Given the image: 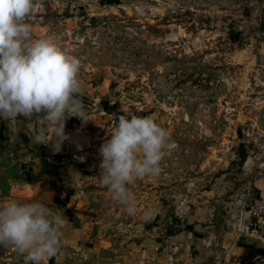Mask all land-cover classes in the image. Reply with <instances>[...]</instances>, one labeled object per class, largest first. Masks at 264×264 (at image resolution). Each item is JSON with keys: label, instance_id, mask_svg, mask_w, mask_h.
I'll return each instance as SVG.
<instances>
[{"label": "rangeland", "instance_id": "obj_1", "mask_svg": "<svg viewBox=\"0 0 264 264\" xmlns=\"http://www.w3.org/2000/svg\"><path fill=\"white\" fill-rule=\"evenodd\" d=\"M59 1L57 16H64L72 0ZM75 1L72 17L59 21L60 27L69 29L72 54L106 80L94 103L105 112L106 125L113 131L126 112L152 116L170 139L161 174L130 186L135 215L101 184L98 150L87 154L92 162L83 172L91 178L79 184L84 212L113 226L148 209L161 220L181 197L220 191L208 201L229 207L220 214L209 206L208 218L221 219L236 236L244 232L243 242H255L226 264H264V216L249 212L255 203L264 205V0ZM229 29L238 35L232 38ZM240 195L244 206L233 208ZM245 218L251 223L247 232Z\"/></svg>", "mask_w": 264, "mask_h": 264}, {"label": "crops", "instance_id": "obj_2", "mask_svg": "<svg viewBox=\"0 0 264 264\" xmlns=\"http://www.w3.org/2000/svg\"><path fill=\"white\" fill-rule=\"evenodd\" d=\"M61 4L59 0H36L28 22L32 25L34 39L51 34L72 51L74 45L69 43V29L60 27V22L72 17L68 14L72 9L68 3L69 12L64 10V16H57ZM50 23H54L52 28L47 27ZM94 70L98 69L82 62V99L92 120L82 122L77 117L69 118L65 124L68 139L59 151L53 149L51 142L38 145L32 139L40 129L48 130V136H51L43 115L31 119L19 115L16 120L8 121L0 118V196H3L0 203L39 201L53 211L63 213L67 219L61 232L60 254L46 259L43 264H164L166 246L176 242L181 244L177 255L179 264H226L230 257L245 253L254 240L247 237V242H243L244 232L236 236L233 231L223 229L221 219L217 222L208 218L209 206H214L220 214L228 209L227 201L219 204L208 201L213 197L216 201L220 191L200 190L192 194L190 212L181 221L168 214L158 220L154 210L148 209V212L145 209L131 222L113 226L103 218L84 212L79 184L91 178L83 171L92 162L86 155L95 150L99 152L105 137L112 131L105 123V112L96 109L94 104L99 98L97 88L102 89L106 81L103 76L94 75ZM95 162L100 165L102 158ZM73 173H79L82 178L74 184ZM146 214L156 218L146 222L142 220ZM250 226V221L245 218V232ZM18 255L25 264L24 256Z\"/></svg>", "mask_w": 264, "mask_h": 264}, {"label": "clouds", "instance_id": "obj_3", "mask_svg": "<svg viewBox=\"0 0 264 264\" xmlns=\"http://www.w3.org/2000/svg\"><path fill=\"white\" fill-rule=\"evenodd\" d=\"M36 0H0V118L31 119L43 115L48 130L40 129L34 143L59 151L68 139L66 121L92 120L83 103L81 59L51 34L33 38L28 22ZM170 147L167 130L152 116L126 112L99 148L100 182L112 199L135 215L136 196L130 186L138 179L159 176ZM82 179L72 174L73 184ZM146 214L144 220H150ZM63 213L43 202L9 201L0 204V246H13L25 264H43L61 252Z\"/></svg>", "mask_w": 264, "mask_h": 264}, {"label": "built area", "instance_id": "obj_4", "mask_svg": "<svg viewBox=\"0 0 264 264\" xmlns=\"http://www.w3.org/2000/svg\"><path fill=\"white\" fill-rule=\"evenodd\" d=\"M77 6V2L75 0H72L69 2V8L74 9ZM244 198L243 195L239 196V199L232 203L231 206L233 208H236L235 205H238L241 203V206H244ZM190 200H188L186 197H181L172 205V211H171V217L174 218L177 221L183 220V218L189 213L190 210ZM230 208L232 209V207ZM247 207V206H246ZM249 208V212L254 215L256 218H261L264 216V205L262 203H255L253 208ZM241 209V214H242ZM240 214V217H241ZM234 217V212L229 214V217L227 219H224L225 225H231V219ZM238 225V223H235ZM242 226V218L239 219V226L238 228L241 229ZM8 249L0 250V264H16L17 257L13 252V249L10 246H7ZM181 244L180 242L171 243L166 246L165 250V258H164V264H179V261L177 259V255L180 251ZM238 264V261L236 262Z\"/></svg>", "mask_w": 264, "mask_h": 264}, {"label": "trees", "instance_id": "obj_5", "mask_svg": "<svg viewBox=\"0 0 264 264\" xmlns=\"http://www.w3.org/2000/svg\"><path fill=\"white\" fill-rule=\"evenodd\" d=\"M238 30L235 29H229V34L231 35V37L233 38L234 36L238 35ZM243 160V157L240 159V161Z\"/></svg>", "mask_w": 264, "mask_h": 264}]
</instances>
